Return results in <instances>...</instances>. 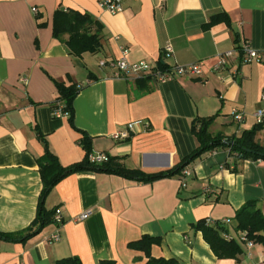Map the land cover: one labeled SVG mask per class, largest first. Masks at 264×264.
<instances>
[{
	"label": "crops",
	"instance_id": "crops-1",
	"mask_svg": "<svg viewBox=\"0 0 264 264\" xmlns=\"http://www.w3.org/2000/svg\"><path fill=\"white\" fill-rule=\"evenodd\" d=\"M57 8L86 12L100 24L96 52L74 56L53 38ZM215 15L228 20L206 26ZM245 42L264 49V0H125L117 14L101 10L97 0H0V233L20 238L36 217L42 190L38 159L45 150L39 134L64 167L84 160L85 134L93 153L149 176L181 165L199 146L191 129L196 118L214 116L208 132L223 139L253 128L263 64H241L233 57L219 74L151 78L148 89H139L137 78L113 77L110 64L122 48L131 63L157 61L161 48L171 44L174 52L166 64L203 61L208 68L218 53ZM56 82L80 88L73 124L51 107ZM232 109L244 111L245 120L234 121ZM135 122L128 138H112ZM255 140L264 144V129ZM186 168L188 177L151 180L94 170L66 175L44 198L47 210L60 209L63 223L51 222L25 240L0 237V264H55L70 256L81 264L105 259L145 264V251L128 246L144 235L160 238L149 256L177 264H264L263 245L246 248L234 219L249 200H257L264 214V160L239 159L229 147H216ZM86 211V219L74 221ZM209 218L230 220L222 227L242 249L235 258L216 257L195 229ZM55 232L59 240L50 241Z\"/></svg>",
	"mask_w": 264,
	"mask_h": 264
},
{
	"label": "trees",
	"instance_id": "trees-1",
	"mask_svg": "<svg viewBox=\"0 0 264 264\" xmlns=\"http://www.w3.org/2000/svg\"><path fill=\"white\" fill-rule=\"evenodd\" d=\"M36 13V18L40 16ZM225 15H215L210 19L206 26L212 25L220 21H227ZM41 22L38 25L42 26ZM100 24L86 12L81 13L77 10H63L57 8L52 18V36L59 42H62L68 53L74 56H80L84 52H96L100 43ZM158 67L163 69L168 64L158 61ZM154 75H148L143 78L136 79V85L139 89H148V83ZM156 79V78H155ZM58 96L55 103H52V109L61 106L62 110L67 112V118L70 124H73L74 107L73 101L79 87L71 84L65 85L63 82L55 83ZM214 116L207 118H196L192 121L191 129L198 140L199 146L188 155L181 165L166 172H159L154 175H143L137 170H127L123 168L115 157H108L101 164H92L89 162L88 156L92 152L90 137L83 134L80 142L85 150V158L83 161L72 164L70 166H62L56 156L49 150L45 137L38 135L39 140L44 144V154L38 159L39 173L42 181V190L38 203L37 214L31 225L26 229L25 234L20 238H16L14 234L0 233V237L7 240H25L29 236L38 233L45 225L53 222L52 217L54 210H47L44 207V198L52 187L58 183L66 175L82 170L104 171L107 173H115L124 177L136 179H157L171 174H178L189 163L194 161L204 152L210 151L216 147H229L230 152L235 154L239 159L264 160V144H260L255 140L257 131L263 129L260 125H255L249 130H244L240 137L233 140L223 139L219 135L212 136L208 132V127L212 123ZM231 141L232 143H228ZM235 229L238 231H246L247 237L254 243L262 244L264 247V214L258 207L257 200H249L245 202L235 212ZM196 230L201 231L204 240L209 244L211 250L218 258H235L237 254L242 252L240 245L235 240H226L222 236L225 230L222 225L213 226L206 222V219L199 220L194 225ZM159 237L144 235L137 241L130 242L128 246L132 249H142L148 255V261L145 264H177L175 259L153 258L149 256L151 245L158 244ZM55 264H81L76 256H70L55 261ZM100 264H114L112 260H101Z\"/></svg>",
	"mask_w": 264,
	"mask_h": 264
},
{
	"label": "built area",
	"instance_id": "built-area-1",
	"mask_svg": "<svg viewBox=\"0 0 264 264\" xmlns=\"http://www.w3.org/2000/svg\"><path fill=\"white\" fill-rule=\"evenodd\" d=\"M125 0H97V5L101 10L109 12L110 14H117L123 11ZM36 12V9H34ZM173 47L171 44H165L160 50V58L157 61H145L140 60L137 62H129L127 60L128 50L126 48L121 49V55L118 59L111 61V65L114 67L115 71L113 77L123 78V79H136L144 77L147 75H154L158 81H163L167 79H174L178 77H188L191 79H200L207 73L219 74L225 71L230 61L233 57L238 59L241 64H250V63H260L264 65V49L257 50L251 47L248 42L235 47L233 49L220 52L216 55L214 62L207 68L203 61H196L187 65H167V67L161 69L158 67V61L165 63V60H168L173 55ZM23 81H26L25 78H22ZM260 102L261 106L257 108L252 116L255 119L256 125H260L264 129V85L260 92ZM55 115H67V112L62 110L61 106L55 109ZM231 117L236 122H243L246 118V113L238 109H232L230 113ZM135 124L139 122L130 123L123 130H118L112 134L114 139H126L128 138L130 132L133 130ZM147 127V124H145ZM108 156L103 152L93 153L91 152L88 156L89 162L92 164H100L107 160ZM182 177H188L191 175V171L186 167L181 170ZM184 185V184H183ZM89 215V212H84L79 216L74 218V221H82L86 219ZM53 222L56 225H61L63 223V217L59 208L54 210L52 217ZM206 222L213 226H219L224 223H229V219L224 220H212L206 219ZM239 240L245 245L246 248L251 247L254 244V241L250 240L247 237L246 231H238ZM222 236L226 240H232V236L223 232ZM60 236L58 232L53 233L50 236V241L57 242Z\"/></svg>",
	"mask_w": 264,
	"mask_h": 264
},
{
	"label": "water",
	"instance_id": "water-1",
	"mask_svg": "<svg viewBox=\"0 0 264 264\" xmlns=\"http://www.w3.org/2000/svg\"><path fill=\"white\" fill-rule=\"evenodd\" d=\"M228 143H232L231 141H229Z\"/></svg>",
	"mask_w": 264,
	"mask_h": 264
}]
</instances>
